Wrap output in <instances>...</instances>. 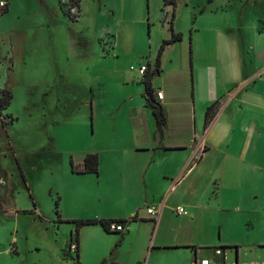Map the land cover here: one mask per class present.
Returning <instances> with one entry per match:
<instances>
[{"label":"crops","instance_id":"crops-1","mask_svg":"<svg viewBox=\"0 0 264 264\" xmlns=\"http://www.w3.org/2000/svg\"><path fill=\"white\" fill-rule=\"evenodd\" d=\"M4 2L1 15L12 11L10 0ZM87 2L80 0V15L71 23L79 37L75 44L94 51L102 33H114L117 54L125 37L122 19L116 32L104 28L87 32L89 37L81 30H88L92 20ZM162 2L159 17L149 15L147 21L163 41L180 34L163 50L174 56L166 62L160 57L152 94L144 88L145 104L130 112L128 138L95 148L73 166L75 175L96 176V191L77 190L73 201L103 210L83 218L127 222L124 233L85 226L97 237H112L103 249L101 241H94L102 253L96 264H264V0H185L184 27L177 25V0ZM139 11L136 19L143 22ZM157 23L167 29L160 31ZM23 39L19 30L0 32V90L11 91L8 65L18 51L14 44ZM147 66L152 72L149 61ZM57 81L66 84L59 100L75 98L73 75ZM149 97L163 110L162 132L147 105ZM88 106L95 120L93 99ZM87 154L97 155V174L79 172ZM178 207L186 214H178ZM149 208L155 215L147 213ZM87 242L77 236L78 261ZM108 251L114 257L106 258Z\"/></svg>","mask_w":264,"mask_h":264},{"label":"rangeland","instance_id":"rangeland-1","mask_svg":"<svg viewBox=\"0 0 264 264\" xmlns=\"http://www.w3.org/2000/svg\"><path fill=\"white\" fill-rule=\"evenodd\" d=\"M87 1V19L92 20L88 30L81 29L84 33L104 28L116 32L122 19L125 37L117 54L107 44L112 39L108 35L114 33H102L101 45L94 51L75 44L74 37L76 42L79 37L74 36L71 23L80 15V7L78 14H70L64 4L69 16L58 0H10L12 11L0 13V32L19 30L24 38L14 44L18 51L8 65L13 97L0 120V174L5 182L0 187V264H76L75 254L67 250L76 230L72 221L103 210L73 201L77 190L96 191V176L75 175L73 166L97 147L126 140L130 112L145 104L137 70L148 61L154 69L163 40L156 38L147 17H159L162 0ZM184 2H176L177 25L183 27L188 11ZM140 8L143 22L136 19L135 9ZM157 25L160 31L167 29L166 23ZM125 41L132 45L124 46ZM170 54V50L162 52V61L174 56ZM67 75H73L76 94L63 102L59 98L66 84L57 80H66ZM89 99L97 107L95 120ZM91 229L78 228L80 240L88 241L79 264H96L102 258L94 241H101L102 249L112 241L110 236H95ZM107 253L106 258L114 257Z\"/></svg>","mask_w":264,"mask_h":264},{"label":"trees","instance_id":"trees-1","mask_svg":"<svg viewBox=\"0 0 264 264\" xmlns=\"http://www.w3.org/2000/svg\"><path fill=\"white\" fill-rule=\"evenodd\" d=\"M58 1H59V4L61 5V7L63 9V7H65V5L61 2V0H58ZM163 1H164V3L173 2V0H169V1L163 0ZM79 3H80V0H70L71 6H76L77 8H79ZM3 12H5V11L3 10ZM63 13L70 16V14H68L66 12V10H64V9H63ZM70 19H71V17H70ZM180 38H181L180 34H172V36L169 40H164L162 45L159 48V51H158V54H157V57L155 60V66H154L153 71L149 72L148 66H147L146 75L144 76V79L140 82V83L144 84V88H145V92H146L147 96L152 94V88H151L152 80L160 72L159 67H160L161 53L163 52V50L166 46H168L174 42L179 41ZM11 99H12V93L9 89L4 88V89L0 90V115L2 114L1 112L5 111L8 108V106L10 105ZM147 105L151 108L152 113L155 117L156 126H157L158 131L162 132L163 128L165 127L166 120H165L164 113H163L161 106L159 104L153 103L152 99H150V98L147 99ZM211 109H212V107L210 106V107H208V109L206 111V117H205L206 122L209 120V113H210ZM9 118L11 121H13L11 117H9ZM97 168H98L97 155L96 154H87L83 160V168L79 172L81 174H97ZM72 171L74 172L73 169H72ZM55 206L57 207V202H55ZM72 222L75 223V225H76V230H75V234H74V242L76 244V248H77L78 228H80L82 226L98 224V225L102 226V228L104 230H107V225L111 222H117V223H121V224L127 223L125 221H120V220L116 221V220H105V219H80V220H74ZM72 238H71V240H72ZM71 240L69 241V243L71 242ZM69 243H68V245H69ZM67 250H68V246H67ZM75 258H76V264H79L78 256H77V250L75 253ZM101 264H107V262L102 261ZM111 264H115V263H111Z\"/></svg>","mask_w":264,"mask_h":264},{"label":"built area","instance_id":"built-area-1","mask_svg":"<svg viewBox=\"0 0 264 264\" xmlns=\"http://www.w3.org/2000/svg\"><path fill=\"white\" fill-rule=\"evenodd\" d=\"M169 1V0H168ZM61 2L63 4H66L68 6V10H69V13H76L78 14L79 12V8H77L76 6H71L70 5V0H61ZM6 7V4L5 2L3 1H0V8L1 9H4ZM75 14V15H76ZM74 17H77V16H74ZM108 38H112L110 42H108L107 44H109L111 46V48H113V37L112 36H109L108 35ZM131 70H134L133 68H131ZM138 74L140 75L141 77V81L144 79V76L146 75V71H147V65H144L142 64L139 68H138ZM156 99L160 100L162 99V93L161 92H158L156 93L155 95ZM2 114L0 115V120L4 119V117H6L5 115H3V112H1ZM9 118V117H8ZM7 118V119H8ZM10 119V118H9ZM3 121V120H2ZM5 185V182L3 180V177L2 175L0 174V187L4 186ZM176 212L178 214H186L185 210L181 207H178L176 209ZM147 213L150 214V215H155V211L153 208H149L147 209ZM126 226L125 224H121V223H117V222H111L107 225V231L110 232V233H124L126 231ZM76 244L74 241H71L68 245V252L70 255L72 254H75L76 253ZM216 255H220L221 252L220 251H216L215 252ZM197 264H208V261L207 260H201L199 261Z\"/></svg>","mask_w":264,"mask_h":264},{"label":"water","instance_id":"water-1","mask_svg":"<svg viewBox=\"0 0 264 264\" xmlns=\"http://www.w3.org/2000/svg\"><path fill=\"white\" fill-rule=\"evenodd\" d=\"M150 99H152V97H149Z\"/></svg>","mask_w":264,"mask_h":264}]
</instances>
